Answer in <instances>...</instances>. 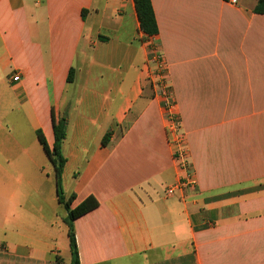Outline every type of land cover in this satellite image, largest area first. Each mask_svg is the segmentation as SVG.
I'll return each instance as SVG.
<instances>
[{"label": "crops", "instance_id": "0c3cea01", "mask_svg": "<svg viewBox=\"0 0 264 264\" xmlns=\"http://www.w3.org/2000/svg\"><path fill=\"white\" fill-rule=\"evenodd\" d=\"M232 1L151 0L197 179L167 197L135 0H0V264L73 262L38 138L61 116L64 194L99 202L74 222L80 264H264V15Z\"/></svg>", "mask_w": 264, "mask_h": 264}, {"label": "built area", "instance_id": "2783aa9c", "mask_svg": "<svg viewBox=\"0 0 264 264\" xmlns=\"http://www.w3.org/2000/svg\"><path fill=\"white\" fill-rule=\"evenodd\" d=\"M232 3L235 4L236 0H233ZM143 39L148 50V79L154 87L157 96L163 102L167 131L170 136L173 157L178 171L177 180L165 190L167 197H173L180 191L195 188L197 179L191 171L189 149L186 136L181 127L179 105L172 90L168 64L164 53L155 35L150 36L143 33ZM19 79V75L13 77L14 81Z\"/></svg>", "mask_w": 264, "mask_h": 264}, {"label": "trees", "instance_id": "16d2710c", "mask_svg": "<svg viewBox=\"0 0 264 264\" xmlns=\"http://www.w3.org/2000/svg\"><path fill=\"white\" fill-rule=\"evenodd\" d=\"M136 11L138 19L140 22L141 30L150 36L157 35L159 32L155 12L152 6L151 0H135ZM255 13L264 15V0H257L256 6L254 8ZM74 81V69L70 71L68 77V83ZM54 136L55 144L52 149L49 148L45 137L41 132H38V138L55 169V178L57 185V194L60 203L64 206L66 210L65 222L69 227V239L70 246L72 250L73 262L72 264H80L79 253L76 241L75 225L74 222L77 218L83 216L84 214L94 210L99 206V202L93 196L85 199L77 207H73V202L76 199L75 194L66 198L62 185V178L64 167L66 165L67 159L63 154L62 146L64 140L67 136V117L61 116L56 120L54 125ZM111 133H107L103 139V144L108 145Z\"/></svg>", "mask_w": 264, "mask_h": 264}]
</instances>
